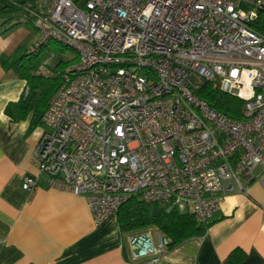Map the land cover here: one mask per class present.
Masks as SVG:
<instances>
[{"label":"built area","instance_id":"1","mask_svg":"<svg viewBox=\"0 0 264 264\" xmlns=\"http://www.w3.org/2000/svg\"><path fill=\"white\" fill-rule=\"evenodd\" d=\"M3 1L40 33L28 52L53 40L77 54L41 116L38 174L22 190L45 174L85 199L95 225L137 197L206 226L225 197L264 185V34L251 25L264 0ZM207 81L244 101L240 119L198 97ZM128 243L144 264L169 248L156 227Z\"/></svg>","mask_w":264,"mask_h":264},{"label":"crops","instance_id":"2","mask_svg":"<svg viewBox=\"0 0 264 264\" xmlns=\"http://www.w3.org/2000/svg\"><path fill=\"white\" fill-rule=\"evenodd\" d=\"M7 26L0 27V264H144L132 259L130 232L120 229L116 214L95 225L85 199L48 187L45 174L33 191L21 189L24 176L38 174L33 151L44 127L18 106L26 81L13 63L27 52L31 32ZM208 223L157 264H264V185L225 197ZM232 252L236 262L228 259Z\"/></svg>","mask_w":264,"mask_h":264},{"label":"trees","instance_id":"3","mask_svg":"<svg viewBox=\"0 0 264 264\" xmlns=\"http://www.w3.org/2000/svg\"><path fill=\"white\" fill-rule=\"evenodd\" d=\"M20 15V8L0 0L1 27L11 17H19ZM251 25L254 31L264 34V13H259L257 19ZM57 44L60 47H66ZM37 53L27 51L24 56H36ZM24 56H19L13 63L16 71L26 81V88L28 89L27 94L19 100L18 106L22 116H26L28 112L33 111V120L37 122L41 119L50 99L61 85L63 70L67 65L75 62L76 58L68 61H58L50 73L44 74L35 71V65L31 58L21 59ZM197 95L206 101L211 108L229 118L240 119L243 116L244 101L220 90L217 81L204 82L198 89ZM116 216L119 227L123 232H134L148 227L158 228L168 237L169 247H174L190 237L201 235L211 224L207 223L206 226H202L197 223L191 213L182 212L177 207L159 202H145L137 197L127 200L119 208ZM234 253L232 252L228 257L230 262L237 261L238 257H232Z\"/></svg>","mask_w":264,"mask_h":264},{"label":"rangeland","instance_id":"4","mask_svg":"<svg viewBox=\"0 0 264 264\" xmlns=\"http://www.w3.org/2000/svg\"><path fill=\"white\" fill-rule=\"evenodd\" d=\"M244 8H247V6H243ZM25 27L31 32V37L27 38L26 46L28 47L26 50L29 51L33 46L36 45V42L40 38V33L38 30L30 23L25 21L21 16L17 17H11L6 24L3 25L7 26L8 28L14 27V25H18ZM7 28V29H8ZM31 46V47H30ZM25 50L22 49L20 52V56H24ZM76 52L68 47H60L55 41L49 40L46 45L41 46L36 56H24V58L21 57V59H32L33 64L35 65V68L42 69V67L46 66L50 69H54V65L58 61H68L71 59L76 58ZM27 61V60H26ZM42 72H46V70H39ZM48 73V72H46Z\"/></svg>","mask_w":264,"mask_h":264}]
</instances>
